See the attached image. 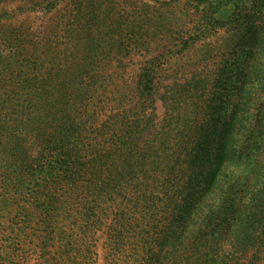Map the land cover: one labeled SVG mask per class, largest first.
Here are the masks:
<instances>
[{"label": "trees", "instance_id": "16d2710c", "mask_svg": "<svg viewBox=\"0 0 264 264\" xmlns=\"http://www.w3.org/2000/svg\"><path fill=\"white\" fill-rule=\"evenodd\" d=\"M196 5L200 13L190 32L195 35L192 41L219 29L231 28L235 34H238L236 30L244 29L247 34L244 44L248 43L250 54L260 39V49H253L252 58L260 51L264 52V35L259 36L264 34V0H197ZM109 11L110 8L105 9L108 15L98 25V30L103 28L106 32L104 39L109 36L113 23L116 25L114 33L131 36L137 46H142L140 31L144 27L135 30L134 25H125L122 14L114 20ZM86 15L71 20V23L67 20L61 37L62 46H55L49 52L45 48L48 45L43 44L40 48L45 49L42 53L39 50L33 63L28 60L23 63L22 58L27 52L21 48L19 29H0V161L5 170L3 175L11 180L17 172L19 156L29 150L23 146L29 135L34 152H26L27 156L39 158L42 172L45 164L53 169V194L57 190L58 195L53 197L54 207L65 213L79 206V221L82 222L79 229L84 238L93 235L96 221L109 210L105 219L113 222L118 238L127 231V226L129 229L143 228L142 240L150 243L145 248L147 254L151 253L152 240H157V245L161 246L155 253L157 258L163 248H173L181 240L182 252L175 257V264H226L225 257L219 252L224 246L235 251L247 240L244 221L249 219V231L245 229L249 234L255 230V222L264 220L263 205L256 207L250 215H247L248 210H243L244 196L241 194L245 191L233 189L239 180L237 177L223 193V199L231 201L228 211L197 209L208 202L225 166L236 112L224 120L216 134L202 129L205 122L209 124L213 119L212 111L195 113L191 116L194 124L179 134L174 133V137L172 130L153 133L157 122L151 112L124 111L104 115L107 102L113 100L112 90L107 87L114 84L116 76L108 58L115 55L122 58L131 49L123 46L116 48L115 53L105 46L102 51L93 50L83 46V39L79 45L81 49L76 53L69 52L65 45L76 28L86 33L89 26ZM49 53L53 63L46 66L44 59ZM154 63V60H146L138 74L137 81L145 99L155 94L152 83ZM207 108H212L210 103ZM25 111L30 115L37 114L42 124L47 122L49 111H53L50 130L46 126L23 129L21 122ZM245 130L244 140L235 137L233 142L240 158L249 161L255 156L249 144L254 134L252 130ZM171 141H175L173 145ZM210 145L213 146L211 151ZM209 158L212 165L200 191H189L183 196L188 183L201 172L199 168ZM253 162L258 165L259 160ZM195 209L196 215L192 216Z\"/></svg>", "mask_w": 264, "mask_h": 264}, {"label": "rangeland", "instance_id": "374dc122", "mask_svg": "<svg viewBox=\"0 0 264 264\" xmlns=\"http://www.w3.org/2000/svg\"><path fill=\"white\" fill-rule=\"evenodd\" d=\"M108 1H111L109 5ZM196 2L197 0H0V26L8 25L0 29H19L21 48L27 52L22 58L23 63L26 60L33 63L39 50L42 53L46 48L52 52L53 47L62 46L61 37L67 20L71 23L77 17L84 18L87 13L86 18L90 22L88 21L86 33L76 28L65 47L69 52L76 53L81 49L79 45L84 39V47L89 46V49L98 51H102L105 46L111 47L115 53L118 51L116 48H130L131 51L122 58L118 59L117 55L108 58L109 66L116 72V76L114 84L107 87L112 90L110 96L113 100L107 102L103 114L108 116L124 111H144L145 114L151 112L154 122H157L153 133L172 130L174 137V133L179 134L181 130L194 124L191 116L195 113L212 111L213 119L209 122L212 125L205 122L202 129L215 131L216 134L222 128L224 120L236 112V124L232 130L225 166L207 198L208 202L197 209L228 211L231 201L223 199V193L237 177L239 180L233 189L237 192L240 189L245 191L241 194L244 196L243 210H248L247 215H250L256 207L264 206V52L260 51L252 58L253 49H260V39L250 54L248 43L244 44L247 37L244 29L236 30L238 34L231 28L219 29L192 41L195 35L190 32L197 24L200 13ZM108 8L114 20H118V15L122 14L125 25H134L135 30L144 27L140 31L139 42L142 46H137L131 36L114 33L116 25L113 23L112 29L108 31L110 37L107 35L104 39L106 32L103 28L98 30V25L108 15L105 12ZM263 35L261 33L259 36ZM43 44L48 46L40 48ZM146 60L155 62L152 70L155 94L147 99L143 97L142 87L137 81ZM52 63L53 57L49 53L44 64L50 66ZM244 72L247 73L242 76ZM209 103L212 108H207ZM24 113L21 122L23 129L46 126L50 130L53 125V111H49L44 124L40 123L37 114ZM2 115L6 117L4 113ZM245 128L249 132L252 130L254 134L249 139V144L255 156L249 161H245L244 157L240 158L233 142L235 137L240 141L244 140ZM26 137L23 146L29 149L27 154H31L34 152V143L29 135ZM174 142L171 141V144ZM212 148L210 145V151ZM26 152L19 156V167L11 180L3 175L5 170L1 166L3 161H0V264H175V257L182 252L181 240L173 248H163L158 258L155 253L161 246L157 245V240H152L151 253L147 254L145 248L150 243L142 240L143 228L135 226V229H129L127 226V231L118 238L113 230V222L105 219L109 210H106L103 219L96 221L93 235L84 238L79 229L82 223L79 221V206L70 208L65 213L54 207L53 197L58 195L57 190L53 194V169L45 164V171L42 172L39 158L34 155L28 157ZM257 159L259 163L254 165L253 161ZM211 165V158L204 161L202 167L206 168H199L201 172L191 179L183 196L189 191H200ZM44 184L47 188H42ZM101 207L106 209L104 205ZM193 215H196V209ZM248 222L249 219L244 221L247 231L250 227ZM255 226V230L249 234L244 229L247 240L240 243L235 251L226 246L221 249L219 254L225 257L226 264H264V220L255 222Z\"/></svg>", "mask_w": 264, "mask_h": 264}]
</instances>
